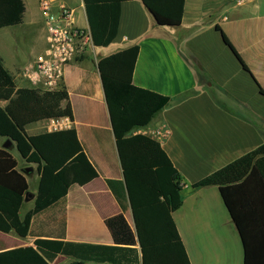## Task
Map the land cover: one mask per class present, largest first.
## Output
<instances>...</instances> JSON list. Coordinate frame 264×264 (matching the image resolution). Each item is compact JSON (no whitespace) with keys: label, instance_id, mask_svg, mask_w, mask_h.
<instances>
[{"label":"crops","instance_id":"obj_1","mask_svg":"<svg viewBox=\"0 0 264 264\" xmlns=\"http://www.w3.org/2000/svg\"><path fill=\"white\" fill-rule=\"evenodd\" d=\"M22 1V23L0 29V60L17 89L41 91L22 74L46 49L44 18L38 0ZM52 1L73 9L75 25L89 29L83 0ZM133 44L139 46L133 85L171 99L146 128L170 129L157 142L181 178L183 203L172 218L190 263L244 264L243 244L219 187L191 186L264 144V0H185L176 27L157 25L140 0L123 2L113 42L88 50L66 66L63 76L72 119H60L61 130L76 131L98 177L72 185L64 202L34 216L39 173L14 156L11 140L0 137V148L17 161L32 195L19 197L0 188V213L12 227L9 234L0 232V252L34 246L37 239L112 246L104 220L120 213L133 227L116 148L120 136L111 126L97 68L99 58ZM101 49L112 52L96 56ZM6 105L0 100V108ZM25 132L35 136L42 130L34 123ZM252 222L264 234V215ZM71 261L60 255L50 264Z\"/></svg>","mask_w":264,"mask_h":264},{"label":"trees","instance_id":"obj_2","mask_svg":"<svg viewBox=\"0 0 264 264\" xmlns=\"http://www.w3.org/2000/svg\"><path fill=\"white\" fill-rule=\"evenodd\" d=\"M127 1L131 0H83L95 47L105 48L113 42L121 4ZM140 1L157 25L181 24L185 0ZM24 11L22 0H0V29L21 24ZM138 53V44H133L97 61L110 123L120 136L116 148L133 227L120 213L104 220L112 246L37 239L34 246L0 252V264H50L60 255L71 259L69 264H191L172 218L183 203L180 175L157 141L132 134L147 127L171 101L133 85ZM189 61L198 66L193 58ZM0 100L7 102L6 107L0 108V137L11 140L25 164L34 165L39 173L34 216L64 202L72 185L83 186L98 177L74 129L35 136L25 132L26 126L43 120L72 119L63 83L58 91L17 89L13 76L0 60ZM108 184L112 187L113 182ZM209 186L220 189L243 244L244 264H264V234L252 222V218L261 221L264 215V144L191 188ZM0 188L19 197L29 189L17 161L1 148ZM11 231L10 223L0 213V232Z\"/></svg>","mask_w":264,"mask_h":264},{"label":"built area","instance_id":"obj_3","mask_svg":"<svg viewBox=\"0 0 264 264\" xmlns=\"http://www.w3.org/2000/svg\"><path fill=\"white\" fill-rule=\"evenodd\" d=\"M38 1L44 18L46 49L22 75L41 91H58L63 83L66 66L93 49L94 45L90 30L75 25L73 9L52 0ZM59 120L38 122L42 133L61 131L62 125ZM132 134H141L160 141L170 135V129L166 125H158L136 129Z\"/></svg>","mask_w":264,"mask_h":264},{"label":"rangeland","instance_id":"obj_4","mask_svg":"<svg viewBox=\"0 0 264 264\" xmlns=\"http://www.w3.org/2000/svg\"><path fill=\"white\" fill-rule=\"evenodd\" d=\"M84 25H85V23H84ZM109 52H112V51L104 50V49H101V50H95V55H96V56H102V55H104V54H108ZM12 153H13L14 156H15V157L21 162V158H20L18 152L16 151V149H14V150L12 151Z\"/></svg>","mask_w":264,"mask_h":264},{"label":"water","instance_id":"obj_5","mask_svg":"<svg viewBox=\"0 0 264 264\" xmlns=\"http://www.w3.org/2000/svg\"><path fill=\"white\" fill-rule=\"evenodd\" d=\"M8 143L10 144V141H8ZM26 196H28L29 198H32V195L30 193H27Z\"/></svg>","mask_w":264,"mask_h":264}]
</instances>
